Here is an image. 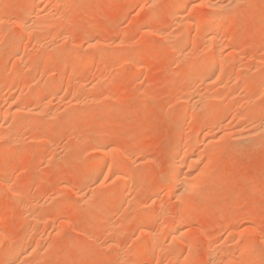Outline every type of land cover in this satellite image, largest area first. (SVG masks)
Instances as JSON below:
<instances>
[{
    "label": "rangeland",
    "instance_id": "rangeland-1",
    "mask_svg": "<svg viewBox=\"0 0 264 264\" xmlns=\"http://www.w3.org/2000/svg\"><path fill=\"white\" fill-rule=\"evenodd\" d=\"M25 1L26 0H0V8L1 10L3 9L0 17L2 15L4 16L3 20L2 18H0L1 20L0 22V25H1L0 33L1 34L0 35L3 36L2 38L0 36L1 38L0 45H3L2 46L3 48L0 46L1 47L0 52H2V50L5 51V52H2L4 53L2 56L0 55L1 57L0 60H2L5 63L4 64L3 62L0 61V85H2L3 80H6L7 78H8L7 81L17 80L16 81L17 83H15V86L17 84V88L15 86L12 88H9V86L7 87H3V85L2 87L0 86L1 87L0 88V110H2L0 112L1 113L0 114V118H1L0 128L1 127L3 128L0 130L2 132L3 131L5 132L6 129L9 128L8 126H11L12 125L11 123L13 122L15 124L17 122L18 124V122L22 120L21 122L26 124V122H28L29 120L30 121L32 120L31 122L29 121L30 123L28 122L29 124L27 125L29 127L28 126L25 127V130H23L24 128L23 124H22L23 125L22 129L19 127L22 130L21 131L19 129V133L23 134V135L21 134V137H22V140H24L25 142L21 141V143L23 144L19 143L16 146L11 147L8 153L6 152L4 153L5 150H3L6 148V147L4 148V146L7 144V141H9L8 137L6 136L7 132L5 133L3 132L4 133L3 134L0 131V139H1L0 144H2L0 145V147L2 146L0 148V155H1V158H0V162H1L0 163V180H1L0 181V231L3 232V233H0V237L1 236L3 237L1 239L2 242L0 240V252L2 254L0 258L1 259H3V257L6 258L5 256L7 255L6 252L7 250L10 249L11 245H15L14 243L17 242L18 239L25 236L26 243L34 244V246L36 247L35 252L36 254L38 253L37 256L35 255V252L32 253L33 255L31 254V252L30 254L27 253L28 255H26L25 257L26 261L29 263L31 259L33 260L29 264H32V263L33 264H36V263L38 264H42V263L43 264H111V263L114 264V262H116L117 264L118 263L120 264L121 262L116 257L117 253L119 251L121 252L123 250H127L128 247H130L129 249H134L136 242H138L139 239L142 240L141 235H139L140 233H139V227H138V225L142 224L140 220V216H139L144 211V210L142 211V209L152 210L153 208L152 206H156V201H160V199H162L161 201L164 200L165 206L166 207L169 206V208L166 209L165 207V209L166 211H169V212H166L167 215L164 214L165 211L163 212V214L161 213L162 215L159 214L158 217L160 216L159 217L160 219L157 216L151 218L153 220V223L157 225H161V224L165 225V218H166V221L169 220V218H171V216L174 214L172 211L175 212L178 210L177 207L179 205L176 204V202L178 201L173 194V189L170 188L168 190L166 189V187L161 189L160 187H164L165 185L164 181H166V178H167L166 174H168V170H169L168 163H169V160L171 159L172 150L174 146L173 143L175 144L176 142L181 140L178 138L181 135L180 131L184 129L182 130L181 138L182 137L184 138L185 136H188V135L194 136L195 135L194 133H196L195 136L198 135L197 133L201 134V135H198L200 137L199 140L201 141L198 142L199 144H197V146L195 144L194 146L195 148L193 147V151L197 150L196 152H198V149H199L200 152L198 153H200L201 155L203 154V156H201L203 159L200 157L201 158L200 163L198 165V168H196L197 171L198 170L200 171L202 168L201 170L202 172L200 171V174L198 172L199 176H197L198 174L194 176L196 183H194V180H193V183L196 185L202 183L201 185H198L200 187L199 191L200 189L202 190L201 196L199 195L197 197H192L188 199V201L186 202L188 214L190 216L196 217L197 222L193 225H189V226L187 225L184 228V232H185L184 242H180L179 245L176 244V246L178 245L177 246L178 249L180 248L181 253L184 254V256L182 255L181 257L183 258L182 261H181V258H178L177 260H172L169 257V255H167L166 253L167 248H168L167 246L170 245L171 240L169 238L168 233H165V232H169L168 228L164 229V226L161 225L163 226L162 228L164 229L165 232L162 233L163 235H161L160 233L159 241L161 239V242H163V240L165 242L161 244L162 246L160 245L161 246V248L159 249L160 252L158 250L159 246L155 250L154 257H153L154 262L152 264H167V262L168 264H170V261H171V264H173L175 261H176V264H180V262H182L183 264H186V263L187 264H208L209 261L207 260L208 257L206 254V252H208L207 247L209 248L218 240V239L216 240V238H218L217 233L220 230L224 229V226L226 228L227 226L228 227L230 226V227L227 228L228 230L225 229L226 232H224L225 234L222 235L223 240L219 242L217 241V242L218 244H221L219 246L221 249H223V246H224L225 247L224 250H230V253H232L231 255L234 260L232 263L230 262V264H244L243 260H245V255L242 253V245H243L242 243H243V240L247 238V236L248 238H250L249 241L251 240L250 242L254 247L255 253L253 254L256 255L255 256L252 254L253 256H251V259H250L251 261L249 263L264 264V142H261V140H259L256 142L257 144L255 143L251 146L248 144L246 146L244 145V146H241V148L240 147L238 148V145L236 144L237 137H234L235 139L233 138V136L236 135L235 134V132H237L236 130L243 129L246 126L248 128L249 126L253 127L255 125V124L253 125V122L255 120L251 122L252 123V126H251L250 123L248 124L249 120L246 121L243 119L244 116L242 117V115L248 114V113L244 114L243 112L245 111L248 112L252 109L253 111L255 110L256 114L259 115L258 117L256 116V118L254 116L253 119H259V120L262 118L264 119V116L261 118V116L264 115V83H263L264 82V0H244L245 2L243 1L241 5H239L236 9L234 8L230 12V20L225 25L223 30L219 32L220 34L219 36L222 39L221 46L223 45L222 46L223 49L226 46L224 51L221 47L223 51L222 52L223 57H227L228 54L232 56L231 52L234 50L233 47H235V45L237 46V44H238L237 47H239V50L237 51L239 53L236 52L234 54L235 56L233 55L234 58L236 59V60H231V64L234 65V68L233 67L230 68L231 69L229 70L230 74L228 73V76H226L227 77L226 79H228V81L230 82L226 81L225 79V81L220 84L215 83V85H212V86L209 85V88L208 86L206 87V85H203L205 86V88L203 87V91L207 90L209 92L210 91L216 92L218 88H219L218 90L222 88L221 86L226 87V88L229 87L227 86L229 84L231 85L229 89L230 90L232 89V91L229 90V92H227L228 90H226L225 88L224 89L222 88L223 90L221 89V91L225 93L224 94L222 93L223 96L221 94L222 98H220V101H218L216 105L222 106V108L221 107L218 108V106L215 107V108H218V109H215L216 111L222 110L220 113V117L218 118L219 122L216 121V123L218 122L217 123L218 125L216 126V123L214 124L213 122L209 124L205 123L207 127L203 125L202 128L196 127L197 129L195 128V120H192L189 114L187 115L188 118L184 117L186 115L185 114L186 103L183 102L184 100L182 98L185 95V92L183 90L186 91V89H188V87L191 84H193L192 78L195 77L194 76L195 72L194 73H186V72L182 73L181 71L182 66L178 58V52L176 50H170V48H168L169 44L168 42H166L167 40L163 38L165 37V35L168 34V32L170 33L172 31L174 32L178 31L181 26V25L179 27L176 26V21L172 20L175 17L173 16V13L170 8H172V6L175 4L173 3L175 1L172 0L173 2H171L169 0H158V1L157 0H154V1H151V0H84V1L83 0H68L64 3H59V5H56L55 1L58 2L57 0H49L50 3L48 2V0L47 1L42 0V3L44 1L43 3L44 5L41 3L42 7L40 9L43 12L42 13L43 15H46L47 13L48 16L49 15L52 16V13L55 12L53 16L51 17L53 19L49 18L51 22L48 28H50L51 31L48 29V31H50L49 34L46 31L47 36L49 35L51 39L48 36L47 38H45L46 39L45 42L48 43L50 41L49 42L51 44L49 45L50 48L53 44H54V47L55 45L57 47L59 46L60 47L54 51L48 50L49 48L48 49L42 48L38 44L36 46V43H35L36 40L34 41L32 40V44H31L30 42L31 38L27 36L26 40H24V42H26L24 43L25 48L24 46L22 47L24 50L21 48L18 51V54H17L18 57H15L16 55L15 52H12L11 50L6 51L5 48L7 47L9 43L12 42V39H11L12 36H15V34L17 35L21 32V26L14 22L19 21L17 19L22 20V18L24 19L27 18L26 16L22 15L23 13L21 14L22 7L24 5L23 3H25ZM72 1L73 2L76 1V2L73 3ZM193 1L196 6L202 4L200 5L201 7L199 6L198 9H196L195 7L194 9H192V12L191 10H188L186 11L184 15L187 16L185 17L187 18V23L189 24L187 25L186 30L187 31L190 30L189 34L193 31L190 34L192 36L191 37L192 39L195 37L198 38V40L195 39L197 40V43H198V44L196 43L197 47H195L196 45H194V47L193 46L189 47L190 48L189 51H192V50L193 52L197 51L196 53H193V52L192 53L194 55V61L196 62L198 60L196 63L195 62L194 63L198 65L199 63L202 62V60L203 62H204V59L207 60L206 55L208 52H207V49H205L207 45L203 43L204 42L203 36L200 34V32L196 31L197 29L195 28L196 25L194 24L195 23L194 21L199 19L198 16L207 15L209 13H212L213 11L212 8H209L211 7L210 5L212 4V2L213 3L217 1L223 2L225 0H214V1L213 0H205V1L204 0H201V1L193 0ZM150 2L151 3L154 2V4L153 3L151 4ZM170 3H173V5L171 4L169 8L170 10H169L167 7L169 6ZM43 6H45L46 8ZM49 7H50V10H47L49 9ZM85 7L87 8L89 7L88 12L87 10H85L86 9ZM92 7L94 9H92ZM206 7L208 9H206ZM80 8L81 9L83 8V9L81 10ZM55 9L56 10L59 9V11H56ZM167 9L170 12H168ZM62 10L63 11L65 10L66 13L69 10L70 12H68L67 14L69 15L70 13L71 15L67 17L65 15L66 13L63 12ZM158 10L160 13L158 12ZM198 10H200V12H198ZM58 12L60 14H58ZM155 13H157L158 15L157 18H159V21L155 19V16H154L156 15ZM55 14H57V16H55ZM61 14L62 16H60ZM81 14L82 16H84V19L81 16ZM140 15L143 16L144 20L142 19V17H140ZM63 16L65 18H62ZM70 16L71 18L72 17L76 18L75 19L76 21L74 20V18L70 19ZM134 16H135V19L132 20ZM148 16L152 18V21H149L151 25L150 24L146 25L147 21L145 20V18L147 17L146 19H148ZM67 18L70 19L69 20L70 22L67 21ZM188 18L190 19L188 20ZM200 18H203V17H200ZM140 19H142L144 22L142 20L141 22ZM162 19H164V21ZM6 20L10 23L8 24L7 22V24H5L4 22ZM155 20L156 22H154ZM11 22L13 23V25L11 24ZM3 24H4V27L2 26ZM53 25L55 27H53ZM150 26L152 29L151 28L149 29ZM157 26L159 30L155 29L157 28ZM57 29H59V31L56 32L55 30ZM148 30L149 32H146ZM52 31H53L52 35H55V34L57 35L55 36L50 35ZM157 31L161 34H159ZM225 31H227L228 33V34L226 33V37H225ZM9 34H12V36L10 35V38H9ZM5 36L8 39L5 38ZM63 36H64V39L62 38ZM150 36L154 39L152 40ZM228 36L231 37L230 40ZM44 37L46 36L44 35ZM55 37H57V39ZM95 37L98 40L96 41L98 42L99 46L98 45H97L98 47L88 46L90 44L89 43L90 38L92 39ZM28 38L30 41L28 40ZM34 38L32 37V39ZM4 39L8 40L9 43L7 44V41H5ZM58 40L60 42H57ZM146 41H148V43H151L150 45H152L153 43L155 50L153 48H149L150 45H148L147 50L150 49V53H148L149 51L144 49L146 47L144 46V44H148L146 43ZM155 41L158 45H156ZM233 41H239V42H236L234 44ZM225 42H227V45ZM4 44L5 45L7 44V45L4 47ZM228 46L230 47L228 48ZM191 47H193L194 49L193 48L191 49ZM59 49H60V52H59ZM151 49H153L155 53ZM85 51L88 53L86 54ZM151 51L153 52V54ZM61 52H64V53L61 54ZM122 53H124V56ZM146 53H148L149 55H147ZM59 54H60V57H59ZM83 54H85L84 56H88L90 58L89 60L90 64L87 63L85 65L72 66L71 62H74L80 55H83ZM23 55L25 56L24 57L25 61H24ZM62 55L64 56V58L62 57ZM127 55H128V58H130L129 60L128 58H126ZM200 55L203 58L201 57L199 58ZM19 57L21 59L23 58L22 59L23 62L21 59H19ZM111 57L113 58L114 62ZM119 59H121V62ZM124 59H126L127 61L125 60L122 63ZM133 60H135V62L139 61L138 63H136L137 65L133 64L134 63ZM70 66H72V68L76 70L77 72L75 71V73H73L74 71L72 68H69ZM83 68H87L86 69L87 73L84 72L86 74L82 72V70H84ZM242 68L244 71L242 70ZM78 69L80 70L78 71ZM81 72L83 73V76ZM178 74H181V75H178ZM16 75L18 78H16ZM19 75L20 76L22 75L21 76L22 78ZM102 76L104 78H102ZM198 76H196V78ZM239 77L240 79L245 77L244 79H247L248 81V85L245 87H242V89H241V86L240 88H238L239 86H237L238 88L237 89L236 86L233 85L235 83L234 81H236V79ZM20 78L21 80H19ZM82 78L84 79L82 80ZM190 78L191 80H189ZM199 78H201V76ZM72 79L73 81L70 82V80ZM99 79L101 80L99 81ZM103 79H104V82L102 81ZM198 79H195V80L198 81ZM18 80L22 82V83L19 82L20 84H23L22 87L20 85L21 88L18 85L19 84ZM77 80L79 81L77 82ZM94 80L96 82H94ZM187 80L191 82H188ZM52 81L55 82L57 86L59 85L58 86L59 88L56 87L55 88L56 90L52 89L49 93L46 94V95L49 94V96L48 97L46 96L45 98H47L46 99L47 102L53 105V106H50L49 104L47 109L54 110L56 106L58 107L56 109L57 111H55L56 112L55 118L46 119L45 118L46 116H43L45 114H42L40 116H34V115H28V114L22 113L21 114L22 118L19 116L20 114L15 115L14 113H9L8 115L7 111L10 107H12V104H11L12 102L15 101L14 102L15 104L13 103L14 106L20 103L16 106V107H19L21 105L19 108H23L24 107L23 105H25V103H26L25 106L30 105L31 98H27V97H32L31 92L39 90L42 86H44V83L46 85L47 83L52 82ZM197 81H194V83L196 82L195 84L196 85L198 84V85L197 86L193 85L195 88L192 87L191 89L192 91L193 89L196 90V87L198 88V86H200L201 81H199V83ZM256 81L258 82L257 86H256L257 84ZM79 82H81V84ZM98 82H100V84ZM29 83L31 84L29 85ZM68 83L69 85L71 84L70 88L69 86L67 87ZM95 83L96 85L97 83L99 84L97 85V87L100 90L99 93L98 91L92 92L91 90H89L88 86L92 87ZM185 83L189 84V86L186 85ZM36 84H38L39 87ZM77 84H80V85H77ZM103 84H104V87H101ZM61 85L63 87H67L65 89L67 92H65L64 88ZM85 85L86 86L88 85L87 86L88 88H86L87 90L86 94L89 97L93 96V98H89L87 95H85V92L81 94V91L83 92L84 90H81V91L78 90L79 86H85ZM23 86H25V88H23ZM176 86L177 88H175ZM178 86L182 88H180L179 90ZM101 88L102 89L105 88L107 93H105V90L104 89L102 90ZM182 91L184 95L182 94ZM68 92H69V95H67ZM74 93L76 94L77 99ZM58 94L63 99L60 97H57ZM84 95L87 97H85ZM20 96L21 98H19ZM84 97L86 98L87 102L84 101L86 102L84 103V105H83V102L82 104L80 103L82 105L79 107L81 115L79 117L72 118L70 119L69 122H67L70 112L74 108L78 107V105L75 106L76 104L75 102L77 101L78 103L79 98L81 99L83 98V100H85ZM95 97H98V100ZM6 98L10 99L11 102L9 103V100ZM56 98H58V100ZM13 99L15 100L13 101ZM50 99L51 100L53 99L54 102L53 101L51 102ZM92 99H94L93 101L96 100V103L93 102ZM65 100L67 101L68 104L65 103ZM69 101L70 103L72 102L71 105L69 104ZM58 102L59 103L62 102V103L59 104ZM56 104H58L59 106ZM89 104H91V106ZM225 104H226V107H225ZM115 107H116L115 113L110 114L113 108ZM226 108L228 112L226 111ZM225 111L227 112V114L224 113ZM235 111L237 112L240 111L239 113L241 112L243 113L242 115H240L241 116L240 119H238L239 117L237 118L238 114H236L237 112ZM251 112L252 111H250V113ZM253 114L251 113L250 115H252L253 117ZM3 115L5 118L8 115L7 119L9 121L8 120L5 121L6 119L3 117ZM56 116L58 117V120ZM19 118L21 119L19 120ZM23 118H24V122H23ZM25 118H26V121H25ZM40 118L41 120H39ZM100 118L102 122L100 121ZM241 119L244 120L245 122L241 121ZM104 121L106 122V124ZM256 122L257 121H255V123ZM219 124H221V126H219ZM100 125L101 127H99ZM72 126L74 127V129ZM213 126H215L216 128ZM189 127L191 130L189 129ZM28 128L29 130H27ZM33 129L35 131H31ZM198 129H199V132H198ZM98 130H101V131L98 132ZM204 130L205 131L207 130L206 132L210 136L215 137V138H212L213 144L208 152L205 151L204 145L202 144V138H204V136L207 134ZM209 130H210V133L208 132ZM223 130L228 133L226 134L228 136H230L229 132H232L231 136L230 137L226 136L225 138L221 137L222 135H220V133ZM36 131H38L37 133L39 135L36 133L38 137L36 136V134H34V132ZM89 131L91 132L86 133ZM233 132H234V135H233ZM40 133H41V136H40ZM96 133L98 134L96 135ZM102 133L105 135H103ZM215 133L217 134L215 135ZM33 134L35 137L33 136ZM48 134L50 137L48 136ZM53 134L55 135V138L52 137L54 136ZM107 134H109V136H107ZM202 135L204 136L202 137ZM85 137H87V139H84ZM109 137L111 140L108 141L107 143L111 142L112 145L111 144L110 145L112 147L114 146L113 149L116 150L118 156L121 159H124L123 161L126 162L125 163L127 164L126 166L129 168L130 167L132 168V166L134 165L133 169L138 170L137 177L135 178L134 181L138 182V184H140L141 187L139 188L138 186L135 190H133L135 187L134 185L137 186V183L136 182H134V184L131 183L132 186L134 187H131V184L129 183V188L127 190L128 192H126V195L119 197L114 202L112 201V203H109L111 204L110 206L108 205L109 208L111 207L110 209L106 207L108 209H105V212L106 213L108 212L107 215L109 216L104 215L107 217H105L104 219L102 218L103 222L101 219L98 222L97 221L94 222V218L95 220H99L100 218L101 213L100 214L98 213L99 212L98 205L100 201H102L101 198L105 196L103 195V193L107 195L108 192L111 190L109 188H112L114 185L118 184L120 180L115 181L118 183H114L112 182V180H114L115 178H112L110 176L108 177L109 178L108 179L106 175L109 172V168L108 166H106V170L105 168H104L105 171L103 170V173L105 174L102 173L103 176H101V180L104 179L103 181H101V184L102 185L104 184V185L100 186L99 183L96 184L97 186H95L96 187L95 193H96V190L99 192L97 194L94 193L95 194L93 195L94 197L91 198L93 200H89V202L84 204L85 202L81 201L82 198L80 194L82 195V193L86 191L85 188H87L86 187L87 182L82 181L81 178L93 166V163L91 161V155H93L95 152L93 147L96 148L97 144H100L101 142L104 144L109 139ZM33 138L34 139L37 138V139L34 140ZM46 140L49 141V143H47ZM221 140L223 141V143ZM34 141L37 142L38 144H36ZM262 141H264V139H262ZM261 143L263 145H258ZM40 144L42 146L44 144L45 145L48 144V145L46 147L45 145L42 147ZM94 144L95 146H93ZM216 144L219 145L220 147L217 146ZM200 145H203V147L202 146L200 147ZM236 146H237V149H236ZM253 147L256 149H253ZM131 152H136V154L131 153ZM127 156H129V159H125L127 158ZM133 156L137 161L133 158ZM138 158H140L141 161ZM110 161L111 160L109 158L108 164L110 163ZM134 162L138 164H135ZM154 162H157V163L153 164ZM208 162H209V165H206L208 164ZM166 165L168 166V169H166L167 168ZM136 166H138L139 168H137ZM107 169H108V172H107ZM197 171L195 170L196 173ZM208 172L211 174H209ZM201 173H203L202 174L203 176H200ZM200 177L201 178L204 177L205 179L203 178V180L198 181L200 182L198 183L197 179L200 180L201 179ZM2 178L6 179L5 181L9 179V186H11L10 188L8 187L9 190L8 188H5L4 186L2 187V181L4 180V179L2 180ZM161 180L162 181L164 180V181L162 182ZM104 181L106 183H104ZM107 181H110V182L107 183ZM156 183L157 184L159 183V184L157 185ZM160 184H162L163 186L162 185L160 186ZM196 185H195V188H196ZM130 187L132 188V190ZM83 188L84 190H82ZM151 188L152 189L156 188L155 190L156 192L154 190H151ZM129 189L131 190L130 192H129ZM138 189L140 191H136ZM197 189L198 188H196V190ZM107 190L109 191L106 192ZM164 190H167V191H164ZM157 195L159 196V199ZM155 196L157 197L155 198ZM186 196H188V194ZM153 197L155 198V202H152V200H154ZM165 198L166 199L169 198V200L171 199L170 200L171 202L168 199L166 200ZM134 199L136 200L135 203L133 202L135 201ZM165 200L168 203L165 202ZM30 201L39 204V210H41L40 214H42V216H45L47 218V219L45 218L46 221L44 219L42 221L40 220V223L36 222L38 224H35V223L32 224L33 223L32 222L33 220H31L32 215L30 216L31 213L28 212V210L26 209L27 204H25V203H29ZM90 201H93V202H90ZM140 201H143L144 203ZM130 202L132 205L130 204ZM41 203H43L44 205ZM91 203L92 204L98 203V204L92 205ZM170 203L171 205H169ZM71 204H72V208H71ZM150 204H152V206ZM94 205L96 206L91 207ZM137 205H140V206H137ZM144 205H148V206H144ZM97 206H98V209H96ZM42 207L45 209H43ZM124 207L127 209H125ZM76 208H77V212H75ZM25 209L27 212L25 211ZM93 210H95V212ZM112 210L113 212H111ZM137 210H138V213H137ZM78 211H80V213H78ZM109 211H110V214H109ZM121 212L122 213L124 212V213L122 214ZM25 213L26 214L28 213V214L26 215ZM74 213H76V216ZM102 213L106 214L104 212ZM168 213L171 215H169ZM96 214H97V218L96 217L93 218V216L94 215L96 216ZM51 216H54L55 218L53 217L52 219ZM77 216L79 217L78 219H77ZM119 216L122 219L119 218ZM133 216L135 217L134 219H132ZM228 216L231 219H229ZM108 217L111 220H109ZM234 217H235V220L233 221L235 222L232 221ZM92 218L93 220H91ZM128 218H129V221H127ZM138 218L140 220V224H139V221H137ZM118 219L120 222H118ZM161 219H163V221ZM112 220L114 221L113 223H115L119 227H116V226L112 227L111 225ZM157 220H159L160 222ZM230 220L233 224H231ZM60 221L62 222V224L63 222L65 223L63 225L61 224L62 225L61 226ZM122 221L123 223L125 221L126 225L125 224H122V226L118 225V223L121 224ZM93 223L94 225L96 224L95 227ZM31 225H32V228H30ZM123 225L126 227H124ZM85 226H87V228H85ZM34 227H36L37 230ZM54 227H55L56 232L54 231ZM90 227H91V231H90ZM233 227L235 230L233 229ZM81 228H84V229H81ZM85 229L87 232L85 231ZM119 229L121 232H119ZM32 231L33 232L37 231V232L33 233ZM6 232H7V235H5ZM244 232L247 235L244 236ZM209 235L210 237L215 236L216 238L214 237L215 238L214 239L213 237H211L213 239H209L210 238ZM6 236L7 238L9 237L10 238L7 240V238H5ZM233 236L236 240L233 238ZM138 237H141V238H138ZM193 238H194L193 240L194 249L193 250L195 251V254L199 256H198V260L194 259L191 261L190 259L188 260L185 259L186 258L185 256L188 255L186 253H188L189 252L188 250H190L189 243L187 240L188 239L191 240ZM231 238H233L235 241ZM35 239H38V241L36 242ZM112 239L113 241L117 240V242L119 243L117 242L116 243L119 246L117 244L112 245V242H113ZM225 240L226 242L228 241L227 244L226 242H224ZM186 241L188 244L186 243ZM208 241H210V243ZM215 244L217 245V243ZM8 245H9V248H8ZM114 245H116L117 249L116 247H114ZM164 246H165V249L162 250ZM120 247L122 248L121 250H120ZM46 248L48 249V251ZM113 250H115L116 252L114 253ZM161 250L163 253L161 252ZM3 251L5 252V254ZM112 251L113 253H111ZM200 251L202 252L201 254H200ZM233 252H235V254ZM43 255H45V257ZM94 255H95V259H94ZM233 255H235V257H233ZM35 259H36V262H35ZM111 259H113L114 261H110ZM143 260L144 259L142 260L138 259V261L140 262H143ZM3 262L2 260H0V264H7L6 261H3ZM144 262L146 261L144 260ZM190 262H193V263H190ZM222 263L226 264V261ZM228 263L229 262L227 261V264Z\"/></svg>",
    "mask_w": 264,
    "mask_h": 264
},
{
    "label": "bare ground",
    "instance_id": "bare-ground-1",
    "mask_svg": "<svg viewBox=\"0 0 264 264\" xmlns=\"http://www.w3.org/2000/svg\"><path fill=\"white\" fill-rule=\"evenodd\" d=\"M45 1H47V0H45ZM58 2H56L55 1V3H56V5H59V3H64V2H66V1H68V0H57ZM84 1V0H83ZM151 1H154V0H151ZM158 1V0H157ZM156 1V2H157ZM169 1H171V2H173V1H175V2H173V3H175L174 5H173V3H170L169 4V6L167 7L168 9L170 8V6H171V4L173 5L172 6V8H170L171 9V11H172V13H173V16L175 17L174 19H172L173 21L175 20L176 21V26H180V29L178 30V31H172V32H168V34L167 35H165V37H163V38H165L167 41L166 42H168V44H169V46H168V48H170V50H176L177 52H178V58H179V60H180V64H181V71H182V73H184V72H186V73H194L195 72V79H198L200 76H201V78H199L198 79V81L197 80H195L194 78H192V83L193 84H191L190 86H189V84H186V85H188L187 87H188V89H186V91L185 90H183L184 92H185V95L183 94V91H182V94L184 95V97H182L183 98V102H185L186 103V108H185V116L184 117H187L188 118V114L190 115V118H192V120H195V128L196 127H201L202 128V126L204 125V126H206V124L208 123H216V121H218V118L220 117V113H221V111L220 110H215V109H218V108H222V106H218V105H216L217 103H218V101H220V98H222L221 97V94L223 93L222 91H221V89L223 88H225L226 90H228L227 92H229V87L231 86L230 84L229 85H227V86H229V87H223V86H221L222 88L220 89V90H218L217 89V91L215 92H209V91H207V90H205V91H203V87L205 88V86H203V85H206V87L208 86V88H209V85H215V83H222V82H224L225 81V79L227 78L226 76H228V73H229V70H231L230 68H234V65H232L231 64V60H236L235 58H234V54L237 52V53H239L237 50H239V47H237L238 46V44H237V46L235 45V47H233V51L231 52V54H232V56L230 55V54H228V56L227 57H223V55H222V52L224 51V49L226 48V46H225V48L223 49V45L221 46V41H222V39L220 38V34H219V32H221L222 30H223V28L225 27V25L228 23V21L230 20V12L235 8H237L239 5H241L242 4V2L244 1V0H225V1H223V2H212V4L210 5L211 7H209V8H212V13H209V14H207V15H202V16H198L199 17V19H197V20H195L193 23L196 25V31H198V32H200V34L203 36V39H204V44H206L207 45V47L205 48V49H207V60L206 59H204V62H203V60H202V62L201 63H199L198 65H196L195 63L198 61H194V55H193V53H196L195 51L193 52V50L192 51H189V47L190 46H193L194 47V45H196L195 47H197V40H198V38H191L192 36L189 34V31H187L186 29V27H187V25H189L188 23H187V16L186 15H184L185 13H186V11H188V10H191V12H192V9H194L195 7H196V9H198V7L200 6V5H202V4H200V5H198V6H196L195 4H194V1L192 0H177V2H176V0H169ZM169 1H167V2H169ZM199 1V0H198ZM201 1V0H200ZM205 1V0H204ZM214 1V0H213ZM48 2L50 3V1L48 0ZM52 2V1H51ZM73 2V1H72ZM76 1H74L73 3H75ZM245 2V1H244ZM41 3H42V0H26L25 1V3H23L24 5H23V7H22V12H21V14L23 15V16H26L27 18H22V20H20V19H17V20H19V21H17V22H14V23H17V24H19L20 26H21V32L19 33V34H15V36H12V34H13V32H14V30H13V32H12V34H9V38H10V35L12 36V42L11 43H9L8 42V40H5V41H7V47L5 48V50L6 51H8V50H11L12 52H15L16 53V55H15V53H14V55H15V57H18L17 56V54H18V51L24 46V48H25V45H24V43H26V42H24V40H26V37L28 36L29 38H31V41L29 40V38H28V40L31 42V44H32V40L34 41V40H36L35 41V43H36V46H37V44L38 45H40V47H42V48H45V49H48V50H56L57 48H59V47H57L56 45H55V47H54V44L51 46V48H50V46L49 45H51L49 42L47 43V42H45L46 41V39L45 38H47L48 36H47V33H46V31L48 32V34L50 33V28H48V26H49V24H50V22H51V20L49 19V18H51L52 16H53V14L55 13H52V16H48V14L46 13V15H43L42 13V11H41V7H42V5H41ZM43 3H44V1H43ZM42 3V4H43ZM47 3V2H46ZM151 3V2H150ZM153 4H154V2H152ZM151 3V4H152ZM203 3V2H202ZM209 3H211V2H209ZM252 3V2H251ZM51 4H53V3H51ZM166 4H168V3H166ZM165 4V5H166ZM197 4V3H196ZM44 5V4H43ZM63 5V4H62ZM86 5V4H85ZM208 5V4H207ZM49 6H50V4H49ZM54 6V5H53ZM64 6V5H63ZM87 6V5H86ZM43 7H45V6H43ZM58 7V6H57ZM61 7V6H60ZM68 7V6H67ZM201 7V6H200ZM3 8V7H2ZM46 8V7H45ZM59 8V7H58ZM63 8V7H62ZM86 9L85 10H87V12L89 11L88 10V8L87 7H85ZM146 8V7H145ZM148 8H149V6H148ZM147 8V9H148ZM154 8H155V6H154ZM21 9V8H20ZM60 9V8H59ZM59 9L58 10H56V11H59ZM81 9V8H80ZM83 9V8H82ZM81 9V10H82ZM91 9V8H90ZM92 9H94L93 7H92ZM151 9V8H150ZM153 9V8H152ZM157 9H159V8H157ZM167 9V10H168ZM169 9V10H170ZM206 9H208L207 7H206ZM0 10H1V8H0ZM43 10V9H42ZM47 10H50V7H49V9H47ZM149 10V9H148ZM168 10V12H170ZM2 11H3V9L1 10V12H0V15L2 14ZM63 11V10H62ZM79 11V10H78ZM120 11V10H119ZM151 11V10H150ZM154 11V10H153ZM152 11V12H153ZM197 11V10H196ZM49 12V11H48ZM52 12V11H51ZM63 12H65L66 13V11L64 10ZM68 12H70L69 10H68ZM67 12V13H68ZM83 12V11H82ZM155 12V11H154ZM158 12H159V10H158ZM157 12V13H158ZM167 12V11H166ZM190 12V11H189ZM198 12H200V10H198ZM202 12V11H201ZM44 13V14H45ZM50 13V12H49ZM57 13V12H56ZM64 13V14H65ZM65 14L67 17L69 16V15H71L70 13H69V15L68 14ZM84 13V12H83ZM157 13H155L156 15H154L155 16V19L157 20V21H159V18H157ZM160 13V12H159ZM58 14H60L59 12H58ZM73 14V13H72ZM76 14V13H75ZM200 14V13H199ZM238 14V13H237ZM64 15V16H65ZM142 15V14H141ZM140 15V17H142V19H143V16H141ZM152 15V14H151ZM201 15V14H200ZM22 16V17H23ZM55 16H57V14H55ZM60 16H62V14L60 15ZM62 17V18H65V17ZM81 16H82V14H81ZM81 16H79V17H81ZM161 16H162V14H161ZM186 16V17H185ZM3 15L0 17V18H2V20H3ZM11 17V16H10ZM83 17V19H84V16H82ZM139 17V16H138ZM163 17H164V15H163ZM197 17V18H198ZM200 17H203V18H200ZM13 18V17H12ZM15 18H17V17H15ZM55 18V17H54ZM72 18H74V17H72ZM71 18V16H70V19H72ZM147 18V17H146ZM145 18V20L147 21H145L146 22V25H149L150 24V22L149 21H152V18H150L149 16H148V19H146ZM154 18V17H153ZM161 18V17H160ZM165 18H167V17H165ZM169 18V17H168ZM196 18V17H195ZM9 19V18H8ZM11 19V18H10ZM51 19H53V18H51ZM70 19H68L67 18V21L68 22H70L69 20ZM76 18H74V20H75ZM82 19V18H81ZM135 19V16H134V18H132V20H134ZM138 19V18H137ZM142 19H140V21L142 20ZM170 19V18H169ZM190 18H188V20H189ZM13 20V19H12ZM57 20V19H56ZM63 20V19H62ZM144 20V19H143ZM142 20V21H143ZM156 20L154 21V22H156ZM163 21H164V19H162ZM72 21V20H71ZM76 21V20H75ZM141 21V22H142ZM161 21V20H160ZM0 22H1V20H0ZM7 20L4 22L5 24H7ZM62 22V21H61ZM137 22V21H136ZM144 22V21H143ZM172 22V21H171ZM189 22V21H188ZM10 22H8V24H9ZM140 23V22H139ZM148 23V24H147ZM190 23H191V21H190ZM192 23V24H193ZM11 24L13 25V23L11 22ZM59 24H61V23H59ZM59 24H58V26H59ZM157 24V23H156ZM161 24V23H160ZM151 25V24H150ZM158 25V24H157ZM175 25V24H174ZM1 26V25H0ZM3 27H4V24L2 25ZM58 26H57V28H58ZM194 26V25H193ZM50 27H52V26H50ZM53 27H55L54 25H53ZM64 27V26H63ZM62 27V28H63ZM192 27V26H191ZM227 27V26H226ZM1 28V27H0ZM14 28V27H13ZM70 28V27H69ZM151 28V26L149 27V29ZM154 28V27H153ZM177 28V27H176ZM3 29V28H2ZM48 29L50 30V31H48ZM152 29V28H151ZM156 30L158 29V26H157V28H155ZM5 30V29H4ZM3 30V31H4ZM7 30V29H6ZM12 30V29H11ZM69 30V29H68ZM145 30V29H144ZM154 30V29H153ZM155 30V31H156ZM159 30V29H158ZM56 32L57 31H59V29H57V30H55ZM55 31H54V33H55ZM154 31V32H155ZM195 31V32H196ZM1 32H2V30H1ZM146 32H149V30L148 31H146ZM158 32V31H157ZM161 32V31H160ZM165 32V31H164ZM69 33H71V32H69ZM159 33V32H158ZM226 33H227V31H225V37H226ZM1 34V33H0ZM3 34H4V32H3ZM53 34V31L51 32V34L50 35H52ZM151 34V33H150ZM159 34H161V33H159ZM163 34V33H162ZM228 34V33H227ZM7 35V34H6ZM44 35L46 36V37H44ZM55 35H57V34H55ZM55 35H52V36H55ZM147 35H148V33H147ZM1 36V35H0ZM96 36V35H95ZM156 36V35H155ZM154 36V37H155ZM3 36H1V38H2ZM32 37L34 38V39H32ZM58 37V36H57ZM57 37H55L56 39H57ZM67 37V36H66ZM65 37V38H66ZM93 37V36H92ZM148 37H149V35H148ZM148 37H146V38H148ZM151 37V36H150ZM224 37V36H223ZM229 37V40H230V36H228ZM1 38H0V40H1ZM5 38H7L6 36H5ZM49 38L51 39V37L49 36ZM54 38V39H55ZM63 39H64V36L62 37ZM68 38V37H67ZM144 38H145V36H144ZM143 38V39H144ZM8 39V38H7ZM59 39V38H58ZM151 39L153 40L154 38H152L151 37ZM195 39H197V40H195ZM232 39H234V38H232ZM10 40V39H9ZM53 40V39H52ZM89 40V39H88ZM97 39H96V37L95 38H90V41H89V45L88 46H90V47H98L99 46V44H98V40L96 41ZM224 40V39H223ZM55 41V40H54ZM64 41V40H63ZM65 41H66V39H65ZM29 42V43H30ZM57 42H60L59 40L57 41ZM56 42V43H57ZM150 42V41H149ZM231 42V41H230ZM236 42H239V41H233V43L235 44ZM1 43V42H0ZM29 43H27V44H29ZM55 43V42H54ZM146 43H148V41H146ZM155 43H156V41H155ZM197 43V44H196ZM226 43V45H227V42H225ZM232 43V44H233ZM3 44V43H2ZM88 44V43H87ZM151 43H148V44H144V46H146L144 49H146L147 50V47H148V45H150ZM164 44H165V42H164ZM167 44V43H166ZM233 44V45H234ZM5 44H4V47L6 46ZM35 45V44H34ZM98 45V46H97ZM156 45H158L157 43H156ZM156 45H155V47H156ZM1 47L3 46V45H0ZM151 46H153V43H152V45H150L149 46V48H153L154 49V46L153 47H151ZM164 46V45H163ZM232 46V45H231ZM0 47V48H1ZM54 47V48H53ZM193 47H191V49L193 48ZM204 47H205V45H204ZM221 47H222V49H223V51H222V49H221ZM230 46H228V48H229ZM3 48V47H2ZM39 48V47H38ZM53 48V49H52ZM200 48V47H199ZM23 49V48H22ZM62 49V48H61ZM153 49H151V50H153ZM165 49V48H164ZM194 49V48H193ZM24 50V49H23ZM79 50V49H78ZM123 50H124V48H123ZM123 50H121V51H123ZM130 50V49H129ZM155 50V49H154ZM154 50H153V52H154ZM169 50V49H168ZM195 50H197V49H195ZM200 50V49H199ZM227 50V49H226ZM0 51H1V49H0ZM65 51V50H64ZM127 51H128V49H127ZM147 51H149L148 53H150V49H148ZM176 51H175V53H176ZM2 52H5V51H3L2 50ZM2 52H0V55L2 56L4 53H2ZM56 52V51H55ZM58 52V51H57ZM59 52H60V49H59ZM152 52V51H151ZM153 52H152V54H153ZM171 52V51H170ZM193 52V53H192ZM20 53V52H19ZM62 53H64V52H61V54ZM85 53L87 54L88 52H86L85 51ZM120 53V52H119ZM140 53V52H139ZM148 53H146L147 55H149ZM155 53V52H154ZM164 53V52H163ZM173 53V52H172ZM123 54V56H124V53H122ZM143 54V53H142ZM170 54V53H169ZM226 54V55H227ZM64 55H66V54H64ZM71 55V54H70ZM85 54H83V55H80L74 62H71V64H72V66H76V65H85V64H90L89 63V60H90V58L88 57V56H84ZM129 55V54H128ZM128 55L126 56V58H128ZM141 55V54H140ZM163 55V54H162ZM165 55V54H164ZM21 56V55H20ZM91 56V55H90ZM114 56V55H113ZM117 56H119V55H117ZM122 56V57H123ZM196 56V55H195ZM237 56V55H236ZM25 56L23 55V58H24ZM59 57H60V54H59ZM62 57L64 58V56L62 55ZM130 57V56H129ZM135 57V56H134ZM164 57V56H163ZM167 57V56H166ZM203 58L201 55L199 56V58ZM1 58V57H0ZM22 58V59H23ZM31 58V57H30ZM66 58H68V57H66ZM112 58V57H111ZM117 58V57H116ZM121 58V57H120ZM136 58V57H135ZM141 58V57H140ZM168 58V57H167ZM166 58V59H167ZM205 58V57H204ZM234 58V59H233ZM19 59H21L20 57H19ZM21 59V60H22ZM28 59V58H27ZM26 59V60H27ZM60 59V58H59ZM115 59V58H114ZM130 58H128V60H129ZM137 59V58H136ZM135 59V60H136ZM29 60V59H28ZM112 60H113V58H112ZM120 60V62H121V59H119ZM126 59H124L123 61H122V63L125 61ZM135 60H133V64L134 65H137L136 63H138V62H135ZM201 60V59H200ZM206 60V61H205ZM1 62H3L2 60H0ZM24 61H25V58H24ZM92 61V60H91ZM117 61V60H116ZM127 61V60H126ZM20 62V61H19ZM18 62V63H19ZM22 62H23V60H22ZM61 62V61H60ZM113 62H114V60H113ZM119 62V61H118ZM118 62H117V64H118ZM179 62V61H178ZM195 62V63H194ZM236 62V61H235ZM4 63V62H3ZM65 63H66V61H65ZM110 63V62H109ZM233 63H234V61H233ZM5 64V63H4ZM68 64V63H67ZM179 64V63H178ZM179 64V65H180ZM21 65V64H20ZM113 65V64H112ZM120 65V64H119ZM72 66H70L69 68H72ZM115 66V65H114ZM117 66V65H116ZM121 66V65H120ZM133 66V65H132ZM131 66V67H132ZM5 67V66H4ZM22 67V66H21ZM66 67V66H65ZM81 67V66H80ZM134 67V66H133ZM132 67V68H133ZM130 68V67H129ZM243 68H244V66H243ZM243 68H242V70H243ZM251 68H253V67H251ZM73 69V68H72ZM84 70H82V72L84 73V72H86V69L87 68H83ZM21 70V69H20ZM80 69H78V71H79ZM19 71V70H18ZM17 71V72H18ZM72 71V70H71ZM73 73H75V71L76 70H74L73 69ZM244 71V70H243ZM77 72V71H76ZM81 72V74H82V76H83V73ZM180 72V71H179ZM198 72V73H197ZM19 73V72H18ZM17 73V74H18ZM87 73V72H86ZM86 73H84V74H86ZM200 73V74H199ZM249 73V72H248ZM77 74V73H76ZM230 74V73H229ZM178 75H181V74H178ZM199 75V76H198ZM242 75V74H241ZM20 76V75H19ZM22 76V75H21ZM20 76V77H21ZM100 76V75H99ZM191 76V75H190ZM196 76H198L197 78H196ZM69 77V76H68ZM176 77V76H175ZM179 77V76H178ZM182 77V76H181ZM242 77V76H241ZM249 77V76H248ZM14 78H15V76H14ZM16 78H18L17 77V75H16ZM22 78V77H21ZM21 78L19 79V80H21ZM59 78H61V77H59ZM59 78H58V80H59ZM65 78V77H64ZM70 78H72V77H70ZM69 78V79H70ZM97 78V77H96ZM100 78V77H99ZM102 78H104L103 76H102ZM191 78L189 79V80H191ZM229 78V77H228ZM245 77H243V78H241L240 79V77L239 78H237L236 79V81H234L233 83V85H235L236 86V88H237V86H239L238 88H240V86H241V89H242V87H245V86H247L248 85V81H247V79H244ZM8 79V78H7ZM7 79L6 80H3V82H2V85H3V87H7V86H9V88H12V87H14L15 86V83H17L16 81L17 80H10V81H7ZM67 79V78H66ZM84 78H82V80H83ZM193 79H194V81H197L198 83H199V81H201V84H200V86H198V88L196 87V90L195 89H193V91L191 90L192 89V87H194L193 85H196L195 83H194V81H193ZM18 80V83L19 82H21V81H19ZM54 80V79H53ZM63 80V79H62ZM95 80H97V79H95ZM94 80V82H96ZM101 79H99V81H100ZM255 80V79H254ZM33 81V80H32ZM35 81V80H34ZM56 81V80H55ZM71 81H73V79L72 80H70V82ZM79 80H77V82H78ZM103 82H104V79L102 80ZM188 81V80H187ZM226 81H228V79H226ZM251 81V80H250ZM253 81V80H252ZM62 82V81H61ZM82 82V81H81ZM81 82H79L80 84H81ZM84 82V81H83ZM102 82V83H103ZM188 82H191V81H188ZM187 82V83H188ZM228 82H230V81H228ZM22 83V82H21ZM24 83H26V82H24ZM33 83V82H32ZM44 83V82H43ZM42 83V84H43ZM47 83V82H46ZM59 83V82H58ZM74 83V82H73ZM99 84H100V82H98ZM97 83V85H99ZM254 83H255V81H254ZM256 86L258 85V82L256 81ZM264 83V82H263ZM31 83H29V85H30ZM60 84V83H59ZM62 84V83H61ZM67 84V83H66ZM80 84H77V85H80ZM92 84V83H91ZM105 84V83H104ZM104 84L101 86V87H104ZM2 85H0L1 87H2ZM19 85V87H20V85H21V87H22V85L23 84H18ZM37 86H38V84H36ZM71 85V84H70ZM70 85H69V83H68V85H67V87L69 86V88H70ZM97 85H96V83L92 86V87H90V86H88L89 87V90H91L92 92H96V91H98V93L100 92V90H99V88L97 87ZM107 85V84H106ZM110 85V84H109ZM198 85V84H197ZM196 85V86H197ZM222 85V84H221ZM28 86V85H27ZM26 86V87H27ZM41 86V85H40ZM59 86V85H58ZM56 84H55V82H49V83H47L46 85H45V83H44V86H42L39 90H36V91H32L31 92V96L32 97H27V98H31V103H30V105H28V106H25L26 105V103H25V105H23L24 107L23 108H19V107H16L18 104H20V103H18L17 101V105L16 106H14V100L16 99H13V101L14 102H12L11 104H12V107H8L9 109H8V111H7V113H8V115H9V113H14L15 115H18V114H20L19 116L22 118V116H21V114L22 113H25V114H28V115H34V116H40V115H42V114H45V115H43V116H46L45 118L46 119H52V118H55V114H56V112L55 111H57L56 109L58 108L57 106L54 108V110H51V109H47V107H48V105L50 104V106H53V105H51V103H49V102H47L46 101V99L47 98H45L46 96L48 97L49 96V94L48 95H46L47 93H49L52 89H55L56 87L57 88H59ZM62 86V85H61ZM86 85L85 86H79L78 87V90H84L83 92L81 91V94H83L84 92H85V95H87L86 94V92H87V90H86V88H88ZM180 86H181V84H180ZM202 86V87H201ZM219 86V85H218ZM0 87V88H1ZM16 88H17V84H16V86H15ZM18 87V88H19ZM20 87V88H21ZM39 87V86H38ZM38 87H36V88H38ZM63 87V86H62ZM67 87H63L64 88V90L67 88ZM179 87V86H178ZM184 87V86H183ZM186 87V88H187ZM214 87V86H213ZM249 87V86H248ZM8 88V89H9ZM23 88H25V86H23ZM34 88V87H33ZM75 88V87H74ZM105 88H106V86H105ZM105 88H103L104 90H105V93H107L106 92V89ZM172 88H173V86H172ZM175 88H177V86L175 87ZM180 88H182V87H179V90H180ZM195 88V87H194ZM237 88V89H238ZM7 89V88H6ZM32 89V88H31ZM77 89V88H76ZM102 89V88H101ZM102 89V90H103ZM107 89H108V87H107ZM222 89V90H223ZM236 89V90H237ZM13 90H15V89H13ZM12 90V91H13ZM34 90V89H33ZM56 90V89H55ZM61 90V89H60ZM68 90V89H67ZM211 90V89H210ZM213 90H214V88H213ZM225 90V91H226ZM11 91V90H10ZM70 91V90H69ZM76 91V90H75ZM173 91V90H172ZM176 91V90H175ZM230 91H232V89L230 90ZM64 92V91H63ZM62 92V93H63ZM65 92H67L66 90H65ZM78 92V91H77ZM105 93H103V94H105ZM173 93V92H172ZM178 93V92H177ZM225 93V92H224ZM223 93V94H224ZM231 93V92H230ZM61 94V93H60ZM66 94V93H65ZM75 94V93H74ZM80 94V95H81ZM102 94V93H101ZM174 94V93H173ZM176 94V93H175ZM223 94H222V96H223ZM233 94V93H232ZM29 95V94H28ZM56 95H57V93H56ZM55 95V96H56ZM67 95H69V92H68V94ZM84 95V96H85ZM90 95V94H89ZM74 96V95H73ZM78 96V95H77ZM82 96V95H81ZM88 96V95H87ZM87 96H85V97H87ZM92 96V95H91ZM96 96V95H95ZM225 96H226V94H225ZM228 96V95H227ZM234 96V95H233ZM12 97V96H11ZM10 97V98H11ZM25 97V96H24ZM50 97H52V96H50ZM54 97V96H53ZM57 97H60L59 96V94H58V96ZM75 97H76V94H75ZM84 97V98H85ZM89 97V96H88ZM101 97V96H100ZM19 98H21V96L19 97ZM60 98H62V97H60ZM59 98V99H60ZM89 98H93V96L92 97H89ZM95 98H97V100H98V97H95ZM181 98V99H182ZM224 98V97H223ZM6 99H8V98H6ZM5 99V100H6ZM12 99V98H11ZM23 99V98H22ZM49 99V98H48ZM57 100H58V98H56ZM63 99V98H62ZM76 99H77V97H76ZM79 99H80V101H79ZM78 99V103H77V101L75 102L76 104H75V106H77L78 105V107H76V108H74L71 112H70V114H69V116H68V119H67V122H69L70 121V119H72V118H75V117H79L80 115H81V112H80V106H82L81 104H82V102H83V105H84V103H86L87 101H86V98H85V100H83V98L81 99V98H79ZM9 100V103L11 102L10 101V99H8ZM7 100V101H8ZM28 100V99H27ZM51 100V99H50ZM50 100H48V101H50ZM75 100V99H74ZM89 100V99H88ZM94 99H92V101H93ZM234 100V99H233ZM6 101V102H7ZM53 101V99L51 100V102ZM84 101H86V102H84ZM100 101H101V99H100ZM180 101V100H179ZM222 101V100H221ZM231 101H232V99H231ZM235 101V100H234ZM233 101V102H234ZM54 102V101H53ZM63 102H64V100H63ZM90 102V101H89ZM93 102H95L96 103V100L95 101H93ZM99 102V101H98ZM182 102V101H181ZM8 103V102H7ZM14 103V104H13ZM56 103V102H55ZM59 103V102H58ZM60 103H62V102H60ZM59 103V104H60ZM65 103H67V101L65 100ZM72 103V102H71ZM71 103H70V101H69V104L71 105ZM81 103V104H80ZM184 103V104H185ZM228 103V102H227ZM226 103V104H227ZM22 104V103H21ZM24 104V103H23ZM68 104V103H67ZM98 104V103H97ZM118 104V103H117ZM183 104V105H184ZM221 104H223V103H221ZM226 104H225V107H226ZM236 104H238V103H236ZM249 104V103H248ZM252 104V103H251ZM56 105H58V104H56ZM70 105H69V107H70ZM73 105V104H72ZM90 106H91V104H89ZM220 105V104H219ZM49 106V107H50ZM55 106V105H54ZM59 106V105H58ZM86 106V105H85ZM88 106V105H87ZM216 106H218V108H215ZM238 106V105H237ZM252 106V105H251ZM260 106V105H259ZM248 107V106H247ZM258 107V106H257ZM87 108V107H86ZM94 108V107H93ZM254 108V107H253ZM256 108V107H255ZM261 108V107H260ZM101 109V108H100ZM118 109V108H117ZM239 109V108H238ZM225 110V109H224ZM234 110H236V109H234ZM233 110V111H234ZM243 110V109H242ZM257 110H258V108H257ZM2 110H0V112H1ZM115 111H116V107L115 108H113V110H112V112L110 113V114H113V113H115ZM226 111H227V108H226ZM224 112V113H226L227 114V112ZM250 111H252L251 113L253 114V117H252V115H250L251 113H250ZM250 111H248V112H243L244 114H246V113H248V114H246V115H242L243 113L241 112V113H239L240 111H235V112H237L236 114H238L237 115V118L238 119H240L241 118V116L240 115H242V117H243V119L244 120H246V121H248V124L250 123L251 124V126H252V123L251 122H253L254 120L255 121H257L256 123H257V125H256V123H255V121L253 122V127H250L249 126V128L246 126V127H244L243 129H238V130H236L237 132H235V134L236 135H234V132H233V138L234 137H237L236 138V140H237V145H238V148L240 147L241 148V146H246V145H253V144H255L257 141H259V140H261V142H264V141H262V139H264V119L262 118L264 115H262L261 116V118L262 119H253L254 118V116H255V118H256V116L258 117L259 115L258 114H256V112H255V110L253 111L252 109L250 110ZM55 112V113H54ZM3 113V112H2ZM6 113V114H7ZM1 114V113H0ZM65 114V113H64ZM107 114V113H106ZM4 115H5V113H4ZM4 115H3V117H4ZM8 115H7V117H8ZM67 115V114H66ZM88 115V114H87ZM86 115V116H87ZM109 115V114H108ZM222 115V114H221ZM234 115V114H233ZM27 116V115H26ZM25 116V117H26ZM33 116V117H34ZM43 116H41V117H43ZM57 116H59V115H57ZM56 116V118H57V120H58V117ZM61 116V115H60ZM232 116V115H231ZM7 117L5 118L6 120L5 121H7L8 119H7ZM62 117V116H61ZM60 117V118H61ZM114 117V116H113ZM21 118H19V120L21 119ZM29 118V117H28ZM107 118V117H106ZM189 118V119H190ZM246 118V119H245ZM251 118V119H250ZM1 119V118H0ZM9 119H10V117H9ZM18 119V118H17ZM64 119H65V117H64ZM108 119V118H107ZM110 119V118H109ZM18 120V121H19ZM39 120H41V118L39 119ZM60 120V119H59ZM244 120H242L241 119V121H244ZM3 121V120H2ZM4 121V122H5ZM9 121V120H8ZM12 121V120H11ZM14 121V120H13ZM17 121V120H16ZM22 121V120H21ZM21 121H19L18 122V124H17V122H16V124L13 122V123H11L12 125L11 126H8L9 128L8 129H6V131L5 132H7L6 133V136L8 137V139H9V141H7V146L5 145L4 146V148L5 149H3V150H5L4 151V153L6 152V153H8L9 151H10V149H11V147H14V146H16L17 144H19V143H21V141L23 142L24 140H22V137H21V134L22 133H19V129L21 128L22 129V127H23V125H24V128H23V130H25V127H27L28 125L27 124H29L28 122H26V124L25 123H22ZM25 121H26V118H25ZM53 121H55V120H53ZM65 121V120H64ZM100 121H101V118H100ZM106 121V120H105ZM104 121V122H105ZM183 121V120H182ZM184 121H186V120H184ZM240 121V120H239ZM23 122H24V118H23ZM36 122V121H35ZM39 122V121H38ZM59 122V121H58ZM102 122V121H101ZM193 122V121H192ZM219 122V121H218ZM217 122V123H218ZM245 122V121H244ZM2 123V122H1ZM10 123V122H9ZM20 123H21V125H20ZM206 123V124H205ZM216 123V126L218 125ZM23 124V125H22ZM45 124V123H44ZM54 124V123H53ZM102 124V123H101ZM105 124H106V122H105ZM104 124V125H105ZM26 125V126H25ZM77 125V124H76ZM103 125V126H104ZM213 125V124H212ZM6 126V125H5ZM35 126V125H34ZM54 126V125H53ZM182 126H184V125H182ZM208 126H210V125H208ZM219 126H221V124H219ZM4 127V126H3ZM20 127V128H19ZM29 127V126H28ZM44 127V126H43ZM73 127V126H72ZM71 127V128H72ZM99 127H101V125L99 126ZM207 127V126H206ZM213 127H215V126H213ZM7 128V127H6ZM46 128V127H45ZM70 128V127H69ZM69 128H68V130H69ZM195 128H194V130H195ZM200 128V129H201ZM209 128V127H208ZM207 128V129H208ZM216 128V127H215ZM222 128V127H221ZM0 129H3L2 127L0 128ZM20 129V130H21ZM31 129V128H30ZM38 129V128H37ZM66 129V128H65ZM73 129H74V127H73ZM87 129V128H86ZM89 129V128H88ZM182 129V128H181ZM189 129H190V127H189ZM189 129H188V131H189ZM197 129V128H196ZM204 129V128H203ZM202 129V130H203ZM210 129V128H209ZM214 129V128H213ZM223 129V128H222ZM27 130H29V128L27 129ZM67 130V129H66ZM182 130H184V129H182ZM182 130L180 131L181 132V135H182ZM191 130V129H190ZM194 130H192V131H194ZM225 130V129H224ZM221 131V133H220V135H222L221 137H223V138H225L226 136H228V135H226V134H228L227 132H225V131ZM1 131V130H0ZM22 131V130H21ZM20 131V132H21ZM31 131H35L34 129L33 130H31ZM47 131V130H46ZM99 131H101V130H98V132ZM205 131V130H204ZM207 131V130H206ZM205 131V132H206ZM230 131V130H229ZM4 132V131H3ZM2 131H1V133H3ZM4 132V133H5ZM38 131H36V132H34V134H36ZM40 132V131H39ZM91 131H89V132H86V133H90ZM107 132V131H106ZM186 132V131H185ZM198 132H199V129H198ZM200 132H202V131H200ZM209 133H210V130L208 131ZM213 132V131H212ZM223 132V133H222ZM3 133V134H4ZM56 133V132H55ZM109 133V132H108ZM191 133V132H190ZM207 133V132H206ZM218 133V132H217ZM217 133H215V135L217 134ZM34 134H33V136H34ZM38 134V133H37ZM36 134V136L38 137V135ZM98 133H96V135H97ZM100 134V133H99ZM103 134V133H102ZM183 134H184V132H183ZM192 134V133H191ZM195 135H196V133H194ZM193 134V135H194ZM198 135H201V134H199V133H197ZM203 134H204V132H203ZM229 134H230V136H231V134H232V132H229ZM23 135V134H22ZM30 135V134H29ZM54 135V134H53ZM103 135H105V134H103ZM181 135H180V137L178 138V139H181V140H177L178 142H176L175 144L173 143V150H172V155H171V159L169 160V163H168V166H169V170H168V174H166L167 175V178H166V176H165V178H166V181H164L165 182V185H164V187H160L161 189H163V188H165L166 187V189H170V188H172L173 189V194H174V196H175V198L177 199V201L178 202H176V204H178L179 206L177 207L178 208V210L177 211H172L173 213V215L171 216V218H169V220H167L166 221V218H165V225H167V226H165V225H163V224H161V225H163L164 226V229L166 228H168V231L169 232H165L164 231V229L162 228L163 226H161V225H157V224H155V223H153V220L151 219V218H153V217H155V216H157L158 217V215L159 214H163V212L165 211V213L164 214H166V212H169V211H166V209L167 208H169V206L168 207H166L165 206V203H164V200L163 201H161L162 199H160V201H156V206H152V204H150L151 206V208H152V210H147V209H142V213H141V215H139L140 216V220H141V225H138V227H139V235H141V237H142V240H140L139 239V241L138 242H136V245H135V248L134 249H129L130 247H128L127 248V250H123V251H119L118 253H117V255H116V257H117V259L121 262L120 264H152L154 261H153V257H154V253H155V250L157 249V247L159 246V248H158V250L161 248V244H163V242H165L164 240H163V242H161V239H160V241H159V236H160V233H161V235H163L162 233L163 232H165V233H168V235H169V238H170V240H171V242H170V245L169 246H167L168 248H167V251H166V253H167V255H169V257L172 259V260H177L178 258H181L182 257V255L184 256V254L183 253H181V251H180V248L178 249V245H179V243L180 242H184V239H185V232H184V228L188 225H193V224H195L196 222H197V218L196 217H194V216H190L189 214H188V212H187V201H188V199H190V198H192V197H197V196H201V189H200V191H199V186L198 185H201V184H198V185H196V184H194V183H196V181H195V179H194V176L195 175H197L198 174V172H199V174H200V171L202 170V168H201V170L199 171H197V169L196 168H198V165H199V163H200V159L202 158L201 156H203V154L201 155L200 153H198V152H200L199 151V149H198V152H196V151H193V147L195 146V144H196V146H197V144H199L198 142L199 141H201V140H199L200 139V137L197 135V136H192V135H188V136H185L184 138L182 137L181 138ZM40 136H41V133H40ZM44 136V135H43ZM42 136V137H43ZM48 136H49V134H48ZM52 136V135H51ZM99 136V135H98ZM107 136H109V134H107ZM179 136V135H178ZM204 135H202V137H203ZM219 136V135H218ZM230 136H228V137H230ZM1 137H2V135H1ZM35 137V136H34ZM50 137V136H49ZM48 137V138H49ZM52 137H54L55 138V135L54 136H52ZM201 137V138H202ZM212 138H215V137H213V136H210L208 133L204 136V138H202V144L204 145V149H205V151L206 152H208L209 151V149L212 147V144H213V140H212ZM222 138V139H223ZM7 139V140H8ZM29 139V138H28ZM31 139V138H30ZM34 139V138H33ZM35 139H37V138H35ZM34 139V140H35ZM40 139V138H39ZM50 139V138H49ZM84 139H87V137H85ZM104 139V138H103ZM176 139V138H175ZM218 139V138H217ZM232 139V138H231ZM235 139V138H234ZM1 140V139H0ZM4 140V139H3ZM42 140V139H41ZM48 140V139H47ZM46 140V141H47ZM100 140V139H99ZM111 139H110V137H109V139L103 144L102 142V144L100 143V144H97V146H96V148L95 147H93L94 148V154L93 155H91V161H92V163H93V166L91 167V169H89V171H87V173L86 174H84L83 176H82V178H81V180L82 181H85V182H87L86 184V187L87 188H85L86 189V191H84L83 193H82V195L80 194V196H81V198H82V200L81 201H83V202H85L84 204H86L87 202H89V200H93V199H91L92 197H94L93 195H95V194H97L99 191H97L96 190V193H95V189H96V187L95 186H97L96 184H100V186L102 185L101 184V181H103V180H101V176H103L102 175V173H103V170H104V168H105V170H106V166H108V168H109V172H108V169H107V172H108V174L106 175V177L108 178V177H112V178H115L114 180H112V182H114V183H118V182H115V181H118V180H120V182L118 183V184H116V185H111V186H113L112 188H109V189H111L110 191L109 190H107L106 192H108V194L106 195L105 193H103V195H105L103 198H101L102 199V201H100V203H99V209H98V206H97V208L96 209H98V213L100 214V218H99V220H95V218L94 217H96L97 218V214H96V216L94 215L93 216V218H94V222H98V221H100V219L102 220V222H103V219L105 218V217H107V216H109V215H107L108 214V212L106 213L105 212V209H108L109 207H108V205L110 206L111 204H109V203H112V201L114 202L116 199H118L119 197H121V196H124V195H126V192H128L127 190H128V188H129V183L131 184V183H133L134 184V182H136V181H134L135 180V178L137 177V169H133V167H134V165L132 166V168L130 167H127L126 165L127 164H125L126 162L125 161H123L124 159H121L119 156H118V154H117V152H116V150L115 149H113L114 148V146L112 147L111 145V142L110 143H107L108 141H110ZM54 141V140H53ZM102 141V140H101ZM222 141V140H221ZM25 142V141H24ZM35 142V141H34ZM220 142V141H219ZM226 142V141H225ZM224 142V143H225ZM36 144H38L37 142H35ZM34 143V144H35ZM47 143H49V141H47ZM53 143V142H52ZM222 143H223V141H222ZM260 143V142H259ZM21 144H23V143H21ZM42 144V143H41ZM40 144V145H41ZM111 144V145H110ZM115 144V143H114ZM200 144H201V142H200ZM257 144V143H256ZM0 145H2V144H0ZM45 145V144H44ZM43 145V146H44ZM48 145V144H47ZM47 145H45V147L47 146ZM203 145H200V147L202 146L203 147ZM217 145V144H216ZM258 145H263L262 143L261 144H258ZM23 146H25V145H23ZM42 146V145H41ZM42 146V147H43ZM93 146H95V144L93 145ZM217 146H219V145H217ZM249 146V147H250ZM2 147V146H1ZM0 147V148H1ZM220 147V146H219ZM256 147V146H255ZM18 148V147H17ZM31 148V147H30ZM92 148V149H93ZM195 148V147H194ZM25 149V148H24ZM40 149V148H39ZM197 149V148H196ZM236 149H237V146H236ZM253 149H256V148H254L253 147ZM252 149V150H253ZM2 150V149H1ZM19 150V149H18ZM203 150V149H202ZM241 150V149H240ZM17 151V150H16ZM130 151V150H129ZM134 151V150H133ZM171 151V150H170ZM204 151V150H203ZM15 153V152H14ZM131 153H135L136 154V152H131ZM203 153V152H202ZM218 153V152H217ZM121 154V153H120ZM124 154H125V152H124ZM140 154V153H139ZM14 155H16V154H14ZM132 155V154H131ZM7 156V155H6ZM11 156V155H10ZM130 156V155H129ZM129 156H127V158H125V159H129ZM138 156H140V155H138ZM2 157H4V156H2ZM27 157V156H26ZM124 157V156H123ZM131 157V156H130ZM201 157V158H200ZM0 158H1V155H0ZM110 158V163L108 164V159ZM133 158H134V156H133ZM170 158V157H169ZM208 158V157H207ZM206 158V159H207ZM52 159H54V158H52ZM132 159V158H131ZM135 159V158H134ZM139 160H140V158H138ZM203 159V158H202ZM133 160V159H132ZM136 160V159H135ZM204 160H205V158H204ZM203 160V161H204ZM209 160V159H208ZM90 161V162H91ZM137 161V160H136ZM141 161V160H140ZM143 161V160H142ZM150 161V160H149ZM156 161V160H155ZM168 161V160H167ZM55 162V161H54ZM53 162V163H54ZM1 163V162H0ZM135 164H138V163H136V162H134ZM133 163V164H134ZM155 163H157V162H154L153 164H155ZM203 163V162H202ZM108 164V165H107ZM125 164V165H124ZM165 164H167V163H165ZM204 164V163H203ZM206 164V163H205ZM7 165H8V163H7ZM10 165V164H9ZM206 165H209V162H208V164H206ZM205 165V166H206ZM126 166V167H125ZM131 166V165H130ZM168 166L166 165V169H168ZM137 168H139L138 166H136ZM165 167V166H164ZM216 168V167H215ZM9 169V168H8ZM7 169V170H8ZM165 169V170H166ZM211 169H212V167H211ZM104 170V171H105ZM195 170L197 171V173L195 172ZM4 171V170H3ZM6 171V170H5ZM2 172V171H1ZM84 172V171H83ZM167 172V171H166ZM202 172V171H201ZM149 173V172H148ZM204 173V172H203ZM203 173H201V175L200 176H203L202 174ZM206 173V172H205ZM209 173V172H208ZM103 174H105V173H103ZM164 174V173H163ZM199 174L197 175V176H199ZM209 174H211V173H209ZM208 174V175H209ZM207 175V176H208ZM80 176V175H79ZM139 176V175H138ZM154 176V175H153ZM210 176V175H209ZM105 177V178H106ZM111 178V179H112ZM153 178V177H152ZM196 178V177H195ZM201 178V177H200ZM199 178V179H200ZM203 178L204 177H202L200 180H198L197 179V182L198 181H201V180H203ZM208 178V177H207ZM4 178H2V180H3ZM109 179V178H108ZM205 179V178H204ZM6 179H4L3 181H2V187L4 186L5 188H10L11 186H9V179L7 180V181H5ZM151 180V179H150ZM149 180V181H150ZM193 180H194V183H193ZM209 180V179H208ZM1 181V180H0ZM105 181H106V179H105ZM104 181V183H106ZM111 181V180H110ZM110 181H107V183L108 182H110ZM162 181V180H161ZM162 181V182H163ZM11 182V181H10ZM152 182V181H151ZM202 182H204V181H202ZM209 182V181H208ZM137 183V186L136 185H134V186H132V184H131V187H134V189L133 190H135L138 186H139V188L141 187L140 186V184H138V182H136ZM198 183H200V182H198ZM11 184V183H10ZM151 184V183H150ZM157 184V183H156ZM159 184V183H158ZM157 184V185H158ZM104 185V184H103ZM102 185V186H103ZM162 184H160V186H161ZM195 185H196V188H198L197 190H196V188H195ZM206 185V184H205ZM99 186V187H100ZM151 186V185H150ZM163 186V185H162ZM220 186H221V184H220ZM83 187H84V185H83ZM130 187V188H131ZM207 187V186H206ZM9 188H8V190H9ZM98 188V187H97ZM217 188V187H216ZM100 189V188H99ZM82 190H84V188L82 189ZM105 190H106V188H105ZM131 190H132V188H131ZM130 189H129V192L131 191ZM151 190H156V188L155 189H152L151 188ZM80 191V190H79ZM136 191H140L139 189L138 190H136ZM147 191V190H146ZM157 191H159V190H157ZM164 191H167V190H164ZM219 191V190H218ZM105 192V191H104ZM133 192V191H132ZM142 192V191H141ZM156 192V191H155ZM162 192V191H161ZM95 193V194H94ZM136 193V192H135ZM135 193H134V195H135ZM138 193V192H137ZM158 193V192H157ZM102 194V193H101ZM129 194V193H128ZM188 194V196H189V198H188V196H186ZM190 194V195H189ZM130 195V194H129ZM132 195V194H131ZM138 195V194H137ZM136 195V196H137ZM139 195H141V194H139ZM218 195V194H217ZM100 196H102V195H100ZM158 196V195H157ZM157 196H155V198L157 197ZM173 196V197H174ZM126 197V196H125ZM128 197V196H127ZM141 197V196H140ZM132 198H134V197H132ZM131 198V199H132ZM154 198V197H153ZM155 198H154V200H152V202H155ZM164 198V197H163ZM126 199V198H125ZM128 199V198H127ZM137 199V198H136ZM158 199H159V196H158ZM166 199V198H165ZM168 200H169V198H167ZM166 199V200H167ZM173 199V198H172ZM175 199V200H176ZM135 200V199H134ZM138 200V199H137ZM165 200V202H167ZM171 200V199H170ZM169 200V201H170ZM31 201H33V200H31ZM29 202V203H25V204H27L26 205V209L28 210V212H30L29 214H30V216H31V220H33L31 223L32 224H38V223H36V222H39L40 223V220L42 221V220H44L46 217L45 216H42V214H40L41 212V210H39V204L38 203H34V202ZM130 201H132V200H130ZM38 202V201H37ZM41 202V201H40ZM90 202H93V201H90ZM98 202V201H97ZM125 202H126V200H125ZM124 202V203H125ZM134 203L136 202V200L135 201H133ZM140 202H143V201H140ZM139 202V203H140ZM171 202V201H170ZM46 203V202H45ZM80 203V202H79ZM129 203V202H128ZM144 203V202H143ZM168 203V202H167ZM166 203V204H167ZM41 204H43V203H41ZM40 204V205H41ZM50 204V203H49ZM74 204V203H73ZM92 204V203H91ZM93 204H98V203H93ZM92 204V205H93ZM130 204H131V202H130ZM130 204H129V206H130ZM146 204V203H145ZM44 205V204H43ZM47 205V204H46ZM65 205H66V203H65ZM122 205V204H121ZM126 205H127V203H126ZM125 205V206H126ZM132 205V204H131ZM155 205V204H154ZM169 205H171V203L169 204ZM25 206V205H24ZM48 206V205H47ZM88 206V205H87ZM96 205H94V206H91V207H95ZM129 206H128V208H129ZM137 206H140V205H137ZM136 206V207H137ZM144 206H148V205H144ZM176 206V205H175ZM44 207V206H43ZM42 207V208H43ZM56 207V206H55ZM54 207V208H55ZM59 207V206H58ZM85 207V206H84ZM106 207H108V208H106ZM165 207H166V209H165ZM69 208V207H68ZM71 208H72V204H71ZM78 208V207H77ZM77 208H76V211L75 212H77ZM82 208H83V206H82ZM111 208V207H110ZM109 208V209H110ZM113 208V207H112ZM125 208V207H124ZM150 208V209H151ZM175 208V207H174ZM26 209H25V211H26ZM43 209H45V208H43ZM93 209H95V208H93ZM123 209V208H122ZM125 209H127V208H125ZM133 209V208H132ZM132 209H130V210H132ZM6 210H7V208H6ZM56 210V209H55ZM58 210V209H57ZM80 210V209H79ZM115 210V209H114ZM171 210H172V208H171ZM24 211V212H25ZM54 211V210H53ZM94 212H95V210H93ZM108 211V210H107ZM123 211V210H122ZM27 212V211H26ZM102 212H104V213H106V214H103ZM111 212H113V210L111 211ZM119 212V211H118ZM125 212V211H124ZM123 212V213H124ZM128 212V211H127ZM48 213V212H47ZM64 213V212H63ZM78 213H80V211H78ZM122 213V212H121ZM122 213V214H123ZM137 213H138V210H137ZM171 213V212H170ZM26 214V213H25ZM28 214V213H27ZM26 214V215H27ZM61 214V213H60ZM75 214V216H76V213H74ZM82 214V213H81ZM93 214V213H92ZM109 214H110V211H109ZM112 214V213H111ZM119 214V213H118ZM121 214V215H122ZM161 214V215H162ZM169 214V213H168ZM101 215H102V217H101ZM104 215H107V216H104ZM113 215V214H112ZM167 215V214H166ZM169 215H171V214H169ZM79 216V215H78ZM77 216V219L79 218ZM88 216V215H87ZM111 216V215H110ZM135 216V215H134ZM133 216V218L132 219H134L135 217ZM165 216V215H164ZM53 217L54 216H51V218L53 219ZM136 217H137V215H136ZM160 217V216H159ZM158 217V218H159ZM231 217V216H230ZM55 218V217H54ZM76 218V217H75ZM74 218V219H75ZM93 218L91 219V220H93ZM103 218V219H102ZM119 218H121L120 216H119ZM228 218H229V216H228ZM47 219V218H46ZM46 219H45V221H46ZM90 219V218H89ZM108 219H109V217H108ZM115 219V218H114ZM122 219V218H121ZM131 219V218H130ZM160 219V218H159ZM229 219H231V218H229ZM56 220V219H55ZM76 220V219H75ZM81 220V219H80ZM79 220V221H80ZM109 220H111V219H109ZM124 220V219H123ZM140 220H139V218H138V220L137 221H139V224H140ZM162 221H163V219H161ZM233 220H235V217L232 219V221ZM29 221H30V219H29ZM108 221V220H107ZM127 221H129V218H128V220ZM157 221H159V220H157ZM161 221V222H162ZM57 222V221H56ZM55 222V223H56ZM61 222V221H60ZM114 221L112 220V223H111V225H112V227L113 226H116V227H119V226H117L115 223H113ZM118 222H120L119 221V219H118ZM160 222V221H159ZM230 222H231V220H230ZM233 222H235V221H233ZM65 222H63V224H64ZM91 223H92V221H91ZM138 223V222H137ZM163 223V222H162ZM51 224V223H50ZM62 224V222L60 223V225ZM62 224V225H63ZM122 224H125L126 225V223H125V221H124V223H123V221H122V223L121 224H119L118 223V225H121L122 226ZM128 224V223H127ZM231 224H233L232 222H231ZM53 225V224H52ZM61 225V226H62ZM93 225H94V223H93ZM92 225V226H93ZM96 225V224H95ZM95 225H94V227H95ZM57 226V225H56ZM59 226V225H58ZM90 226H91V224H90ZM124 226V225H123ZM227 226V225H226ZM64 227V226H63ZM62 227V228H63ZM66 227V226H65ZM89 227V226H88ZM111 227V226H110ZM111 227V228H112ZM124 227H126V226H124ZM123 227V228H124ZM230 227V226H229ZM228 226H227V228H229ZM235 227V226H234ZM234 227H233V229H234ZM30 228H32V225H31V227ZM35 229H36V227H34ZM33 228V229H34ZM50 228V227H49ZM53 228V227H52ZM51 228V229H52ZM62 228H61V230H62ZM85 228H87V226H85ZM110 228V229H111ZM225 226H224V229H222V230H220L217 234H218V238H216L215 236V238H216V240L219 242V241H222L223 240V237H222V235L223 234H225L224 232H226V230H228ZM57 229H59V228H57ZM81 229H84V228H81ZM98 229V228H97ZM125 229V228H124ZM226 229V230H225ZM232 229V228H231ZM37 230V229H36ZM122 230V229H121ZM138 230V229H137ZM219 230V229H218ZM235 230V229H234ZM233 230V231H234ZM27 231V230H26ZM28 231H29V229H28ZM54 231H55V227H54ZM85 231H86V229H85ZM90 231H91V227H90ZM89 231V232H90ZM25 232V231H24ZM33 232V231H32ZM34 232H37V231H34ZM33 232V233H34ZM52 232V231H51ZM56 232V231H55ZM87 232V231H86ZM119 232H121L120 231V229H119ZM250 232V231H249ZM0 233H3V232H1L0 231ZM39 233V232H38ZM37 233V234H38ZM59 233H60V231H59ZM241 233V232H240ZM27 234V233H26ZM29 234H30V232H29ZM37 234H36V236H37ZM56 234V233H55ZM229 234V233H228ZM234 234H236V233H234ZM238 234V233H237ZM5 235H7V232H6V234ZM39 235V234H38ZM95 235H97V234H95ZM121 235V234H120ZM208 235V234H207ZM240 235V234H239ZM245 235H247V234H245V232H244V236ZM4 236V235H3ZM11 236V235H10ZM34 236V235H33ZM36 236H35V238H36ZM217 236V235H216ZM250 236V235H249ZM32 237V236H31ZM90 237H92V236H90ZM95 237V236H94ZM141 237H138V238H141ZM162 237V236H161ZM186 237H188V236H186ZM209 237H210V235H209ZM211 237H213V236H211ZM209 238V239H213V238ZM236 237V236H235ZM3 237L1 236L0 237V240L2 239ZM5 238H7V236L5 237ZM10 238V237H9ZM9 238H7V240L9 239ZM137 238V239H138ZM168 238V239H169ZM214 238V239H215ZM233 238H234V236H233ZM233 238H231V239H233ZM240 238V237H239ZM253 238V237H252ZM16 239V238H15ZM66 239V238H65ZM90 239V238H89ZM92 239V238H91ZM121 239V238H120ZM229 239V238H228ZM235 239V238H234ZM233 239V240H234ZM249 239L250 238H248V236H247V238H245L244 240H243V245H242V253L245 255V260H243L244 261V264H252V263H249L251 260V256H253V255H255V254H253V253H255V250H254V247H253V245L251 244V240L249 241ZM13 240V239H12ZM32 240H33V238H32ZM36 240V242L38 241V239H35ZM39 240H40V238H39ZM193 240H194V238L193 239H191V240H187L188 241V243H189V249L190 250H188V249H186V250H188L189 252L188 253H186V254H188L187 256H185L186 258L185 259H190L191 261L192 260H198V256L199 255H197V254H195V251L193 250L194 248H193ZM236 240V239H235ZM234 240V241H235ZM29 241V240H28ZM64 241V240H63ZM73 241V240H72ZM112 241H113V239H112ZM187 241H186V243H187ZM211 241V240H210ZM210 241H208L209 243H210ZM215 242V243H217V245L214 243L212 246H210L209 248L207 247V249H208V252H206V254H207V260L209 261H207L208 262V264H223L222 262H224V261H226V264H227V261L229 262L228 264H230V262L232 263L233 262V258H232V253H230V250H224V246H223V249H221L219 246L221 245V244H218V242ZM242 241V240H241ZM1 242H2V240H1ZM8 242V241H7ZM7 242H5V243H7ZM10 242V241H9ZM12 242V241H11ZM60 242V241H59ZM59 242H58V244H59ZM76 242V241H75ZM117 240L115 241H113L112 242V245L113 244H117V243H119V242H117ZM120 242H121V240H120ZM161 242V243H160ZM224 242H226V240L224 241ZM228 242V241H227ZM227 242H226V244H227ZM61 243H62V241H61ZM187 243V244H188ZM12 244V243H11ZM15 245H11V247H10V249L9 250H7L8 248H9V245H8V248L6 249L7 250V255H5L6 256V258L5 257H3V259H1L0 258V260H2V262L3 261H6V263L7 264H26V263H28L27 261H26V255H28V254H30V252H31V254L32 253H34L35 252V246H34V244H27L26 243V237L25 236H23V237H21L20 239H18V241L17 242H15L14 243ZM64 244H65V242H64ZM67 244V243H66ZM165 244V243H164ZM176 244H178L177 246H176ZM182 244V243H181ZM185 244V243H184ZM196 244V243H195ZM256 244V243H255ZM7 245V244H6ZM72 245H73V243H72ZM118 245V244H117ZM161 245V246H160ZM209 245V244H208ZM239 245V244H238ZM257 245V244H256ZM36 246H37V244H36ZM66 246V245H65ZM119 246V245H118ZM241 246V245H240ZM255 246V245H254ZM68 247H69V245H68ZM113 247V246H112ZM114 247H116V245H114ZM195 247H196V245H195ZM230 247V246H229ZM3 248V247H2ZM1 248V249H2ZM55 248V247H54ZM39 249V248H38ZM47 249V248H46ZM45 249V250H46ZM60 249V248H59ZM112 249V248H111ZM116 249H117V247H116ZM115 249V250H116ZM122 248L120 247V250H121ZM165 249V246H164V248L162 249V250H164ZM197 249H198V247H197ZM231 249V248H230ZM4 250V249H3ZM67 250H68V248H67ZM115 250H113L114 251V253L116 252ZM162 250H161V252H162ZM241 250V249H240ZM42 251V250H41ZM44 251V250H43ZM47 251H48V249H47ZM113 251L111 252V253H113ZM118 251V250H117ZM4 252V251H3ZM2 252V253H3ZM157 252V251H156ZM159 252H160V250H159ZM204 252V251H203ZM235 252H237V251H235ZM235 252H233L234 254H235ZM239 252V251H238ZM259 252V251H258ZM28 253V254H27ZM47 253V252H46ZM69 253V252H68ZM163 253V252H162ZM202 252L200 251V254H201ZM0 254H1V252H0ZM4 254H5V252H4ZM38 254V253H37ZM37 254H36V252H35V255L37 256ZM40 254V253H39ZM45 254V253H44ZM97 254V253H96ZM185 254V255H186ZM204 254V253H203ZM238 254V253H237ZM253 254V255H252ZM25 255V256H24ZM33 255V254H32ZM159 255V254H158ZM262 255V254H261ZM0 256H2V254L0 255ZM44 257H45V255H43ZM163 256V255H162ZM180 256V257H179ZM201 256V255H200ZM256 256V255H255ZM157 257V256H156ZM168 257V258H169ZM188 257V258H187ZM233 257H235V255H233ZM25 258V259H24ZM38 258V257H37ZM111 258V257H110ZM115 258V257H114ZM163 258V257H162ZM236 258H237V256H236ZM254 258V257H253ZM263 258V257H262ZM29 259V258H28ZM31 259V258H30ZM42 259H43V257H42ZM94 259H95V255H94ZM138 259H144L146 262H144V260H143V262H140V261H138ZM155 259V258H154ZM159 259V258H158ZM182 259L183 258H181V261H182ZM41 260V259H40ZM118 260H116V261H118ZM138 262H137V261ZM169 260V259H168ZM186 260V261H187ZM201 260V259H200ZM199 260V261H200ZM29 261V260H28ZM31 261H33L32 259H31ZM30 261V262H31ZM110 261H114L113 259H111ZM179 261V260H178ZM259 261V260H258ZM29 262V263H30ZM35 262H36V259H35ZM34 262V263H35ZM38 262H39V260H38ZM180 262V261H179ZM4 263V262H3ZM28 263V264H29ZM42 263V262H41ZM116 262H114V264H115ZM173 263V262H172ZM182 262H180V264H181ZM190 263H193V262H190ZM236 263V262H235ZM241 263H243V262H241ZM261 263V262H260ZM33 264V263H32ZM36 264H38V263H36ZM43 264V263H42ZM112 264V263H111ZM117 264V263H116ZM119 264V263H118ZM167 264H168V262H167ZM170 264H171V261H170ZM173 264H176V261L173 263ZM183 264V263H182ZM187 264V263H186Z\"/></svg>",
    "mask_w": 264,
    "mask_h": 264
}]
</instances>
